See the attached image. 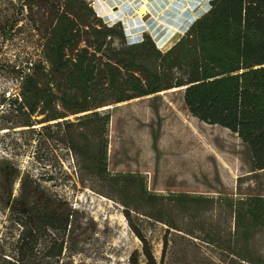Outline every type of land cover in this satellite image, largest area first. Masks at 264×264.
<instances>
[{
	"label": "trees",
	"instance_id": "1",
	"mask_svg": "<svg viewBox=\"0 0 264 264\" xmlns=\"http://www.w3.org/2000/svg\"><path fill=\"white\" fill-rule=\"evenodd\" d=\"M5 1L7 6L0 7V43L5 45L21 32L37 35L39 42L18 63L24 66L14 72L18 82L10 103L16 112L14 123L31 126L34 115H43L40 122L47 126L70 129L65 136L69 148L84 168L97 172L99 181L119 196L123 212L141 240L142 249L132 253L130 264H142L141 256L146 264H165L172 228L195 237L204 231L206 238L199 237L201 240L242 261L264 264L254 246L255 239L264 235V0H210L208 10L165 49L148 32L140 40L130 41L122 22L108 24L91 0ZM170 88L183 89L184 101L194 116L229 128L250 146L255 184L247 191L240 187L236 198L217 199L186 193L160 195L147 189L144 176L107 171L104 149L94 152L88 134L93 140L104 139L109 113L99 109ZM6 101L3 96L0 105ZM70 115H76L77 121L69 119ZM87 123H93L91 129ZM76 124L81 126L79 132L71 130ZM99 147L105 148L106 143ZM18 178L21 189L14 194ZM0 185L9 188L0 191V210L11 199L21 212L29 207L34 211L29 220H20L23 229L17 238L1 236L0 264H43L39 238L44 227H54L46 210L55 200L37 179L29 173L22 175L20 167L6 157H0ZM101 191L111 195L104 188ZM132 194L159 211L169 200L176 213H191L201 220L222 206L232 214L234 228L228 236L204 222L183 230L178 222L165 221L157 214L168 225L162 260H158L152 242L133 221L134 212H144ZM59 221L66 231L69 213ZM63 248L61 244L58 255Z\"/></svg>",
	"mask_w": 264,
	"mask_h": 264
},
{
	"label": "rangeland",
	"instance_id": "2",
	"mask_svg": "<svg viewBox=\"0 0 264 264\" xmlns=\"http://www.w3.org/2000/svg\"><path fill=\"white\" fill-rule=\"evenodd\" d=\"M91 1L108 24L122 22L130 41L140 40L148 32L162 49L210 6V0H150L153 3L148 4L149 9L141 16L137 9L144 4L142 0L136 5L128 1L115 6L107 0ZM170 5L177 9L175 22L184 25L170 26L162 22L157 26V21H164L160 16ZM6 6V1L0 0V7ZM37 38V35L21 32L5 41V45L0 43V100L3 96L7 98L6 103L0 105V157L17 164L22 175L29 173L37 179L55 200L46 210L47 219L52 218L54 227H44V234L39 238L43 264H130L132 253L142 249L141 240L124 214L119 196L99 181L97 172L84 168V163L81 161V164L69 148L65 136H69L70 129L54 124L47 126L46 122H40L43 115H34L31 126L14 123L16 112H12L10 106L18 90L14 72L18 66H24L18 63L37 49ZM99 110L109 113L104 139L93 140L89 131L88 134L94 152L104 149L110 174L144 176L147 189L154 194L186 193L216 199L219 196L236 198L238 188L247 191L250 184H255L251 178L255 171L250 146L229 128L194 116L184 101L183 89L170 88ZM68 118L77 121L76 115ZM87 126L91 129L93 123ZM80 129L77 124L71 127L74 132ZM99 143H106V147H99ZM20 183L21 178H18L14 194L20 192ZM103 188L111 195L100 192ZM8 189L0 185V191ZM131 197L142 204L144 212H134L133 221L152 242L158 260H162L168 225L158 220L157 214L165 221L178 222L183 230H191L196 223L204 222L208 226L213 224L228 236L234 228L232 214L222 206L201 220L190 216L191 213H185L187 217L176 213L169 200H165L163 210L159 211L138 195ZM9 201L8 206L0 210V238H17L23 229L20 220H29L34 214L30 207L21 212L17 203ZM62 205L67 207L61 208ZM66 213L70 215V223L65 231L59 220ZM200 235L206 238L204 231ZM168 237L165 264H251L182 230L172 228ZM61 244L64 248L58 255ZM254 246L264 262V235L255 239ZM141 263L146 264L144 256Z\"/></svg>",
	"mask_w": 264,
	"mask_h": 264
},
{
	"label": "bare ground",
	"instance_id": "3",
	"mask_svg": "<svg viewBox=\"0 0 264 264\" xmlns=\"http://www.w3.org/2000/svg\"><path fill=\"white\" fill-rule=\"evenodd\" d=\"M133 5H136V3L139 1V0H129ZM143 1V5L140 6L137 11L138 13L143 16L146 12H147V9H149L148 7V4L150 3H153L152 1L150 0H142ZM186 1H191V2H199L200 0H186ZM153 6V4H152ZM187 6H184L183 7V10H186ZM165 11L163 12V14H161L160 18L164 21H157V26L159 23L163 24V23H166L167 25H170V26H173V24L177 23V25H184L183 22H175V13L177 12V9L174 7V5H170L169 7H166L164 9ZM163 22V23H162ZM192 23V22H191ZM190 23V24H191ZM190 24L186 25V29L185 31L189 28ZM174 28V27H172Z\"/></svg>",
	"mask_w": 264,
	"mask_h": 264
},
{
	"label": "crops",
	"instance_id": "4",
	"mask_svg": "<svg viewBox=\"0 0 264 264\" xmlns=\"http://www.w3.org/2000/svg\"><path fill=\"white\" fill-rule=\"evenodd\" d=\"M107 1H108V3H110L111 5H114V6H115L116 3L125 4V3L128 2L129 0H107ZM104 3H105V1H104ZM108 3H107V4H108Z\"/></svg>",
	"mask_w": 264,
	"mask_h": 264
},
{
	"label": "water",
	"instance_id": "5",
	"mask_svg": "<svg viewBox=\"0 0 264 264\" xmlns=\"http://www.w3.org/2000/svg\"><path fill=\"white\" fill-rule=\"evenodd\" d=\"M178 89V88H177Z\"/></svg>",
	"mask_w": 264,
	"mask_h": 264
}]
</instances>
